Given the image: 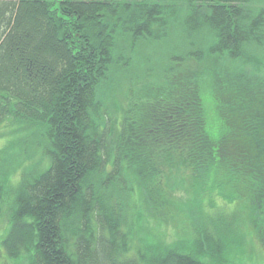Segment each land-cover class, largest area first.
I'll list each match as a JSON object with an SVG mask.
<instances>
[{
	"label": "trees",
	"instance_id": "trees-1",
	"mask_svg": "<svg viewBox=\"0 0 264 264\" xmlns=\"http://www.w3.org/2000/svg\"><path fill=\"white\" fill-rule=\"evenodd\" d=\"M174 32L163 83L142 89L137 72L115 86L137 42ZM206 61L220 70L201 73ZM207 82L222 102L215 123ZM123 87L118 116L111 96ZM9 123L35 129L37 151L23 166L14 143L0 149V246L11 259L210 264L243 216L264 248V0H0V127ZM172 171L201 214L173 195ZM146 215L182 217L190 239L145 238Z\"/></svg>",
	"mask_w": 264,
	"mask_h": 264
},
{
	"label": "rangeland",
	"instance_id": "rangeland-1",
	"mask_svg": "<svg viewBox=\"0 0 264 264\" xmlns=\"http://www.w3.org/2000/svg\"><path fill=\"white\" fill-rule=\"evenodd\" d=\"M177 32H174L173 35L165 41L161 42H137L135 44L134 50L132 52V58L133 63L131 66V70L126 73L124 76L118 69L115 73V79L114 83L115 86L118 85V77L121 76L120 84L118 87L122 86L123 83H125V79L133 77L135 73L138 72L140 74L141 79V87L152 89L154 85L163 83V79L160 75V68L161 66H164L165 62L168 59V56L178 51L179 49V41L178 36H175ZM209 62H204L203 66L200 68V72L203 71L211 72V71H218L220 70L219 65L214 66L213 69L209 67ZM160 63V64H159ZM211 63V62H210ZM144 68L151 71L150 75L146 76L144 73ZM194 69L196 67L194 66ZM203 69V70H202ZM246 69V68H245ZM197 70V69H196ZM146 72V71H145ZM147 73V72H146ZM231 71H229V74ZM149 74V73H148ZM209 77V75H208ZM212 79V77H211ZM116 81V82H115ZM210 82V77H209ZM207 82L203 88H201V97L203 100V107L206 112L208 111V114H210L209 120L212 122L215 117L213 112L217 104L222 103L218 101L219 95L217 94L218 91L214 90L210 83ZM117 84V85H116ZM146 90V89H145ZM148 90V89H147ZM120 93H117L116 99H115V93L113 101L110 103V109L114 112L116 111V114L120 116L122 107H126L127 104H125V100L123 99L125 94V88L123 87L120 89ZM122 93V94H121ZM152 91H148L146 93H142L140 95L141 99H144L148 96H152ZM144 97V98H143ZM147 115V114H146ZM212 115V116H211ZM214 116V117H213ZM216 119V117H215ZM215 123V122H212ZM211 123V124H212ZM9 126H2L0 127V149L4 147L5 145H10V143H14L13 146V152H10L11 155H15L17 160L19 162H22L23 166H29L35 161V158H31V155L36 151L33 148V136L35 134V129H30L27 131H21L19 129V125L16 123H9ZM3 127H7V130L3 129ZM33 136V137H32ZM37 152V151H36ZM9 154V155H10ZM36 157V156H35ZM17 161V162H18ZM174 174L170 177L175 178L177 181H168V184L170 187H175V193L173 194L176 197H180L181 193L185 194V198L183 200L184 205L188 204L190 206L193 202L195 203L191 210L188 213L194 214L196 210L200 211V206L196 205L197 201L196 198L193 199L192 193L184 189V183L182 179H180V173L177 174L175 171H172ZM18 173L14 175L12 178L13 182H16L18 178ZM168 174V172H167ZM169 175V174H168ZM186 178L185 182L188 179V176H184ZM173 184V185H172ZM186 186H189L186 184ZM169 187V188H170ZM239 204L235 205H229V212H234L236 208H239ZM184 207V206H183ZM146 217L149 219L145 222V228L143 233L144 237L152 238L154 235H156L159 239H155L156 243H162V247L164 246H170L173 245L176 241L182 242L183 240L189 238V233H183V227H185L186 224H189L190 222H185L184 220L180 221L179 219L175 222H169V223H163L157 225L154 221L150 220L149 216L146 215ZM193 217V215H192ZM239 225L237 226V239H231L230 242L225 243L224 248L221 249V261H215L212 260L210 257L207 259L206 257L203 258V260L210 264H264V248L259 243V240L255 237V234L253 232V229L250 225V223L247 220L246 216H243V220L240 219L238 222ZM188 227V226H187ZM7 223L6 221H3L0 227V239L3 238L7 231ZM190 239V238H189ZM183 243V242H182ZM185 245V244H183ZM0 264H28V261L26 260H20V259H11L8 256H6L2 246H0Z\"/></svg>",
	"mask_w": 264,
	"mask_h": 264
}]
</instances>
